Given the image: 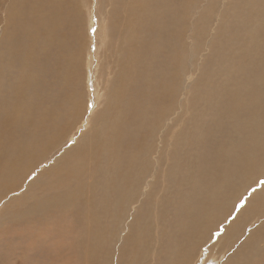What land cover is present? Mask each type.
Here are the masks:
<instances>
[{"label":"bare ground","instance_id":"1","mask_svg":"<svg viewBox=\"0 0 264 264\" xmlns=\"http://www.w3.org/2000/svg\"><path fill=\"white\" fill-rule=\"evenodd\" d=\"M11 1L13 4L7 9L6 16L1 22L6 27L0 45V117L2 118L0 126V185H4V189L13 188L28 173L30 161L34 160L35 156L31 151L37 147L36 144L42 145V148L38 147L41 149V153H39L41 156L48 152L47 147L50 143L53 146L57 142L59 146L62 145L61 137L66 134L67 130L75 129L76 121L86 116L84 105L78 97L79 93L78 96L75 94L76 92L74 93L75 88L78 87V70L81 71L82 68L77 61L72 60L83 47L79 0ZM87 1L83 0V2ZM258 1L263 8H260L258 12L251 13L246 20L244 19L239 24L238 34L233 32L230 35V39H234V37L240 39L243 46L236 63L238 69L233 75H229V79L225 78L224 91L226 93L222 97L221 94L216 98L214 110L203 111L204 115L200 118L199 124H205L204 127L189 129L191 131L185 136L188 145L185 153H181V156L177 152L175 153L176 159L179 157L183 164L195 160V163H190L194 172L198 173L206 169L210 176L214 177L217 176L218 170L212 175L211 167L222 166L216 161V157L213 158L217 147L234 148L236 147V139L233 136L235 131L238 135H244L246 128L250 133L253 130L251 146L254 149L250 148L251 150H248L247 153L240 155L246 146H242L243 142L239 143L238 147H241L227 152L228 160L231 163V159L234 160V163L230 164L231 166L226 164L227 162L226 165L224 164L225 166L223 165L222 171L228 169V175L221 178V175L226 172L225 170L219 173L220 177L218 176L227 188H230L232 183L245 181L242 186L244 193L247 192V187H255L261 181V176L264 175V171L259 175L254 174L255 171H259V164L264 160V0ZM166 3V0H126V18L118 20L117 24L110 18L108 23L110 29L102 34L106 39L102 54L105 65L107 62L112 64L110 73L113 76L108 79V82L110 80L114 84L117 97L115 101L112 98L114 101L112 106L105 104V112L108 116L101 121L98 127L95 126L97 118L94 116L91 118L89 134L81 137L78 144L79 149L69 150L67 170L61 172L57 170L59 173L51 172L45 174L43 180L40 179V183L45 186L44 200L35 203L28 211L21 213L23 218L29 217L25 220H34L36 216L43 220L45 228H42L43 225L40 226L39 234L41 235L37 239L66 238L74 232L80 233L81 225L83 240L82 243L80 240L77 244V247L81 245V252L77 255V262L74 264L113 263L112 260L111 263L107 259V244L111 248L113 247L115 239L110 241V238L116 237L115 234L120 232V225L124 223L125 219L123 216L124 207L132 205L136 201L138 191L144 182V179L139 176L147 168L150 162V153L154 151L151 149L154 141H152L153 134L167 111L173 108V100L178 91L176 86L178 70L177 66L167 65L166 59L164 60L166 54L164 43L170 41V44L174 45V52L177 53L180 45L177 46L173 42L179 40L180 31L177 28V22L180 19L179 12L181 10L179 8L167 10ZM173 3L181 5L182 2L173 0ZM110 16H114L112 9ZM167 17L168 19H166ZM63 25H66V28ZM62 29H65L67 37ZM253 36L258 37V41H255ZM63 45H67L66 50ZM104 74L106 73L104 72ZM26 95L30 96V102L25 99ZM110 95L107 96L111 97ZM202 95L208 98L206 90H202ZM220 107L225 113L218 117L217 113L221 111ZM123 110L125 115L119 120ZM71 117H74V121L70 124ZM225 130L227 131L226 135H224ZM221 133L223 135L217 141L218 137L216 136ZM182 135L179 137H184ZM205 139L211 140L205 141ZM138 140H140L138 143L131 144ZM244 140L250 141L249 137ZM246 142L245 145H247ZM125 143L132 145L126 150L127 153L147 152L145 158L141 159L138 155H130L132 157L128 158L127 164H114L113 160L118 159L120 155V146ZM250 152L256 153V158L253 161ZM217 154L219 153L217 152ZM161 160L164 164L162 157ZM40 161L42 162V160ZM211 161L213 162L210 163ZM70 178L76 179L77 182L69 180ZM191 178L195 179L192 175ZM155 180L154 187L156 188L161 181L157 180V176H155ZM177 180L176 188L178 190L183 185L184 179ZM189 183L192 185L195 182L189 181ZM153 190L154 188L150 189L146 194V199L149 198L150 202ZM52 191H55L54 195L50 194ZM242 191L225 202L223 190L217 191L212 198L204 196L197 198L194 196L193 189L192 191L186 190L183 195L187 192L190 197L181 201V207L187 213L186 220L182 218V231L189 232L191 230L190 232L196 233L199 231V227H203L207 223L210 226L209 232L216 233L218 227L222 226V223L218 224V218H222L228 213H233L235 216L237 213L235 208L232 211L228 208L229 210L226 212L224 209L234 200L242 199V194H244ZM47 195V204L50 207L48 205L45 207ZM148 205V201H144L138 214L134 217L125 244L119 250V263L117 264H143L145 254L140 252L139 247L140 241L144 239L142 235L147 233L148 226L144 225L142 219H145ZM247 212L248 220L250 218L252 220V222L249 220V225L254 226L255 219H264V186L252 198V201H249ZM161 214L165 215L164 212ZM69 218L79 224L75 226L68 220ZM65 221H69L66 227H60V223ZM239 221L237 220L233 226H229L226 236L221 237L218 243L208 251L210 257L217 259L216 251L218 249L227 245L232 249L236 246L235 244L239 240L238 232L247 228L242 221L240 223ZM136 222L139 223L136 225ZM238 223L240 226L237 227ZM134 234L141 235L132 240ZM164 236L161 238L163 239ZM202 238L207 237L196 238L197 240L191 242L190 245L185 239L183 248L177 249L176 252V255H180V257L171 259L175 252V248H173L175 242L168 237L163 242L167 244L165 264H182V260H184L182 257L187 258V253L190 250H197V247L199 248L205 240L198 241ZM129 240L132 243H129ZM141 243L143 244V240ZM33 245L31 243L32 247ZM161 246H159L160 249ZM34 248L41 252H47L46 247H41V245ZM54 252L55 250H51L48 254ZM62 252L64 253L63 250ZM59 258L64 259V262L68 260L66 254H62ZM58 262L60 260L51 257L46 263L42 261L37 264H57ZM224 264H264V221L243 239L235 249L234 257Z\"/></svg>","mask_w":264,"mask_h":264},{"label":"rangeland","instance_id":"2","mask_svg":"<svg viewBox=\"0 0 264 264\" xmlns=\"http://www.w3.org/2000/svg\"><path fill=\"white\" fill-rule=\"evenodd\" d=\"M96 1L97 0H88L87 2H83V0H79L82 15L81 34L84 48L82 47L80 52L72 58V60L77 61V63L80 65V68H82L81 71L78 70V87L75 88L74 93L76 92L75 94H77V96L79 93L78 97L81 99L82 105H84L86 116H83V118L76 121L75 129L67 130V135L64 134L61 137L60 141L62 145L59 146L57 142L53 146V144L50 143L47 147L48 152H44L45 156H41L39 154L41 153V149H39L38 147L42 148V145L36 144L37 147H34L31 151L33 152V156H35L34 160L30 161L29 170L27 171L28 173L20 179L16 186H14L13 188L4 189V185H0V264H37L42 263V261L43 263H46L51 257L60 260V262H58L57 264H74L77 262V255L79 254V252H81V245L80 247H77L79 241L81 240L82 243L83 240L81 225V234L78 232H74L71 236L69 235L66 238H62L63 240L68 239L66 241H63L61 238H58L59 240L57 238L37 239L41 235L39 234L40 226L43 225L42 228H45L44 224L42 223L43 220H40L39 216H36L34 220H25L29 217L23 218L21 216V213L28 211V209H30L35 203L44 200L45 186L40 183V179L43 180L45 178V174H50L51 172L59 173L61 171L67 170L66 168L69 165L67 161V154L69 150L79 149V140L81 139V137L88 136L89 134L88 132L91 118L93 116L97 118L95 126L98 127L101 121L108 116L107 112H105V107L107 105L112 106L117 97L116 88L114 89L113 87L114 84H112L110 80L108 82V79L112 78L113 76V74L110 73V65L112 64L107 62L105 65V63L103 62L104 55L102 54V52L104 50L106 39L102 34L110 29L108 26L110 18L116 21V24L118 20H123L124 18H126V0H98V3H96ZM178 1L182 2L181 5L173 3V0H166L167 10H170L169 8H179L181 10L179 12L180 19L177 22V28L180 31L179 40L177 42H173L177 44V46L180 45L178 46L177 53L174 52V45L170 44V41L164 43V50H166L164 60L166 59L167 65L177 66L176 69L178 70V79L176 86L178 88V91L176 97L173 100V108L167 111L166 115L158 124V128L155 129V132L153 134L152 141H154L152 142L151 149H154V151L150 153V162L148 163L147 168L139 176V178L142 177L144 179V182L143 185H141L142 187H140L138 191L136 201L133 202L132 205L124 207V215H122L125 216V219L123 221L124 223H121L120 225V232L115 234L116 237L110 238V241L114 239L116 240H114L113 247L111 248L110 245L107 244V259L109 262H111L112 260V264L119 263V250L122 248V246H124V242L128 237L127 234L129 233V228H131L133 225L134 217L138 214L140 207L146 200L149 203L147 208L148 212L145 215V219L143 218L142 220L144 221V225L148 227L146 230V235H142L144 236V239H142L143 244L141 243V240L139 247L140 252L145 254L143 264H165L164 260L166 259L165 256L167 253V244L166 242H163L167 240L168 237H170L173 242H175V245L173 244L175 252H173V257H171V259H178L180 255H176L177 249L183 248V242L185 241V239L186 241H188L187 244L190 245L191 242H194L198 238L204 236H206L207 238L198 240L202 241L205 239L200 247H197V250H190L187 253V258H185L184 256L182 257L184 259L182 260V264H184V262L185 264H224L234 257L235 249L240 245L243 239L246 238L250 234V232L254 230V228L256 229V227L264 221L263 218H258L254 220L255 227L253 225H249L252 220L250 218L249 222L247 212L249 201H252V198L264 185H260V183H258L255 185V187H247L248 190L246 193H244L242 191V186L245 184V181L232 183V185H230V188H227L225 184H223L221 178L222 176L225 177L228 175V169H225L226 174L223 173L221 175V178H219V173L225 171H222L223 165L226 162V164H228L229 166L234 163L233 159H231L232 163L228 160L227 152H230L232 150L234 151L235 149L241 147H238V144L241 142H243L242 146H246V148L243 149L246 152L242 150L240 155H243V153H247L248 150H251L250 148L254 149L253 146H251L253 130L250 133L246 128L244 135H238V133L235 131L233 133V136L236 139V147L234 148L228 146L217 147V150L213 154V158L216 157V161L222 164V166L217 168L214 165L210 169L212 175L215 174L218 170L217 176H210L206 169H203L202 171L196 173L190 167V163H195V160L187 161L185 164H183L180 161L179 157L176 159L175 156L176 152L177 154H180V156L181 153H185L188 146L186 143L187 138L185 136L191 131H189V129H191L192 127H195V129H201L205 126V124H199L200 118L204 115L203 111L211 110L214 108L216 98L221 94L222 97L223 94L226 93V91H224V83H226L225 78L228 77L229 79V75H233L236 69H238L236 63L238 62L240 53L242 52L243 43L240 42V39L238 40V38L235 37L234 39H230V35L233 32H238L239 24L244 21V19L246 20L248 15L260 11V8L262 9L263 7L258 0ZM0 2L1 45L5 30L4 28L6 27L1 22L4 20V16H6L7 9L13 4V2L11 0H0ZM2 2H4V5H2ZM111 9L113 10L114 16H110ZM166 19H168V17ZM65 26L66 25H63V27ZM62 30L64 33H66L65 29ZM254 38L255 37L253 36V39ZM255 41H258V37L255 38ZM63 48H65L66 50L67 45H63ZM104 72L106 74H104ZM107 82L110 84L109 86ZM99 86L101 87L99 88ZM202 90H206V95L208 98H205L202 95ZM107 95H110L111 97ZM28 96L29 95H26L25 99L30 102V96L29 98ZM112 98L114 101L112 100ZM221 108L222 107H220V110ZM224 113L225 112L221 110L217 113V116L219 117ZM124 115L125 112L123 110L119 117V120H121L122 116ZM73 121L74 117H71L69 119L70 124ZM1 125L2 118L0 117V126ZM226 134L227 131L225 130L224 135ZM181 135L184 137H179ZM222 135L223 134L221 133L216 136L218 137L217 141L220 137H222ZM248 137L250 141L244 140ZM209 140L211 139H205V141ZM139 141L140 140L131 144H136ZM245 142L247 145L244 144ZM6 145L7 144L5 143V146ZM131 146L132 145H128L126 143L122 144L120 146V155L118 159L116 158L113 160V163L125 165L127 164L128 158L135 155H138V157H140L141 159L145 158L147 152H138L136 154L132 152L127 153L126 150L128 148H131ZM205 151L206 149L204 148V152ZM217 152L219 154H217ZM252 153L250 152L253 161L256 158V153ZM161 157L164 161V164H162ZM40 160H42V162ZM212 162L213 161H211L210 163ZM235 165L237 166V164ZM258 168L259 171L254 172V174L256 175H259L264 171V160L261 161V164H259ZM196 169L198 171L197 167ZM206 174L209 175L206 176ZM191 175L195 179L191 178ZM155 176H157V180L161 181L159 182L160 185H158L156 188L154 187V185L156 184ZM215 177L216 179H214ZM179 178L184 179V183L178 188V191L176 185L178 184L177 179ZM69 180L77 182L76 179L70 178ZM260 180H264V175L261 176ZM189 181H193L195 183L191 185ZM152 188H154V190L151 193L152 200L150 202L149 198L146 199V194H148V192ZM253 188H255L256 191H252ZM188 189L190 191H192L193 189L195 194L194 196L197 198H203V196L205 198H212L217 191L223 190L225 202H228L230 198L233 197L236 193L237 195H239L242 191V193L244 194H242V199L238 198L237 200H234L231 205L224 209V211L226 212L229 209H231L232 211L235 208V210H237V213L235 214V216L233 215V213H228L226 214V216L218 218L217 222L218 224L222 223V226L220 228L218 227L216 233H210V226L205 222L203 223H205L206 225L203 227H199V231L194 233L190 232L191 230L189 232H185L181 229L183 221L182 218L186 220L185 215L187 214L186 212H184L183 207H181V201L189 199V193L186 192L185 195H183V193ZM50 194L54 195L55 191L50 192ZM200 194L202 195L200 196ZM236 201H238L239 203ZM47 203L48 195L45 202V207L47 205L48 207H50ZM242 211L245 213H243ZM161 212H164L165 215L163 216ZM180 212L181 214H179ZM68 220L71 221L75 226L79 224L72 218H69ZM237 220H240L239 223L242 221L243 224L247 226V228H245L243 231L238 232L239 240L236 242V246L233 249L228 245L224 248L218 249L216 251L218 256L217 259L210 257V253H208V251H210L213 246L218 243L221 237L226 236V232L229 229L228 227L231 225L233 226L237 222ZM69 221L61 222L60 227H66ZM138 223L139 222H136V225ZM239 223L238 225H236L237 227L240 226ZM160 233L162 236H166L163 237L164 240L161 238L162 236L160 235ZM138 235L141 234H134L132 240ZM159 236L161 237L159 238ZM45 241L47 242V244ZM63 242L67 243L64 244ZM70 242L71 244H69ZM31 243L34 244L33 247L31 246ZM129 243H132V241L129 240ZM164 244L166 245L164 246ZM38 245H41V247L44 248L46 247L47 252H41L39 249L34 248L35 246L38 247ZM159 246H161L162 248L160 249ZM61 247L64 248L62 249ZM33 249H35L34 251L37 250V252H34ZM50 249L55 250V252L48 254V252H51ZM56 249L58 251L60 250V252H58ZM62 250L64 251V253L62 252ZM109 253H111L112 255ZM62 254L67 255V262H64V259L59 258ZM41 256H43V258H41Z\"/></svg>","mask_w":264,"mask_h":264},{"label":"snow or ice","instance_id":"3","mask_svg":"<svg viewBox=\"0 0 264 264\" xmlns=\"http://www.w3.org/2000/svg\"><path fill=\"white\" fill-rule=\"evenodd\" d=\"M259 183H260V185H264V180L260 181ZM252 191H256V189L253 188Z\"/></svg>","mask_w":264,"mask_h":264}]
</instances>
